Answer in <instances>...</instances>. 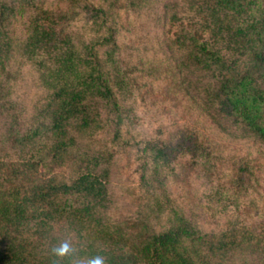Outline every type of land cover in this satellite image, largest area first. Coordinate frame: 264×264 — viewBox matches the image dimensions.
<instances>
[{"label":"trees","instance_id":"trees-1","mask_svg":"<svg viewBox=\"0 0 264 264\" xmlns=\"http://www.w3.org/2000/svg\"><path fill=\"white\" fill-rule=\"evenodd\" d=\"M57 1L82 10L86 36L69 28L66 12L41 0H0V108L8 141L0 145V264H52L47 250L61 236L54 226L72 229L86 246L82 254L99 252L107 264H264V219L202 231L173 208L168 227L155 231L147 215L107 214L112 153L100 137L109 126L118 137L130 83L109 7ZM164 13L189 92L264 144V0H181ZM26 64L43 89L32 118L11 98ZM142 151L141 185L167 197L173 161L201 158L204 145L195 136L173 145L153 138ZM236 183H243L241 171Z\"/></svg>","mask_w":264,"mask_h":264},{"label":"rangeland","instance_id":"rangeland-1","mask_svg":"<svg viewBox=\"0 0 264 264\" xmlns=\"http://www.w3.org/2000/svg\"><path fill=\"white\" fill-rule=\"evenodd\" d=\"M41 1L66 12L73 32H87L80 8L73 9L66 1ZM87 1L109 7L116 55L130 83L118 137H113L112 126L100 137L102 148L112 153L107 214L115 219L147 215L155 231L168 227L173 208L202 231L220 230L241 220H263L264 144L243 126L214 115L189 92V77L169 46L170 27L164 13L165 5L181 0ZM42 97L36 69L31 64L22 66L11 98L25 118L33 117ZM5 120L0 108V145L7 147ZM187 136L203 143L204 155L173 161L165 183L167 197L158 189L154 195L147 192L139 178L144 142L160 138L173 145ZM239 171L242 185L236 183Z\"/></svg>","mask_w":264,"mask_h":264},{"label":"clouds","instance_id":"clouds-1","mask_svg":"<svg viewBox=\"0 0 264 264\" xmlns=\"http://www.w3.org/2000/svg\"><path fill=\"white\" fill-rule=\"evenodd\" d=\"M54 231L61 232V236L47 250L53 257L52 264H64L65 261L67 264H107V258L99 252L94 255L82 254L86 246L72 229L54 226Z\"/></svg>","mask_w":264,"mask_h":264}]
</instances>
